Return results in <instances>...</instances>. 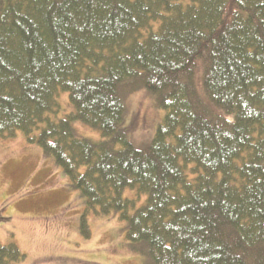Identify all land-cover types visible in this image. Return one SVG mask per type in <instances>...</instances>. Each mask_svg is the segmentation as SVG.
Instances as JSON below:
<instances>
[{"label":"trees","instance_id":"1","mask_svg":"<svg viewBox=\"0 0 264 264\" xmlns=\"http://www.w3.org/2000/svg\"><path fill=\"white\" fill-rule=\"evenodd\" d=\"M141 88L164 115L137 147ZM17 131L84 199V237L114 213L145 264H264V0H0V136Z\"/></svg>","mask_w":264,"mask_h":264},{"label":"rangeland","instance_id":"2","mask_svg":"<svg viewBox=\"0 0 264 264\" xmlns=\"http://www.w3.org/2000/svg\"><path fill=\"white\" fill-rule=\"evenodd\" d=\"M55 117L70 113L66 91H58ZM123 129L137 147L145 146L163 118L144 89L124 98ZM52 115V114H50ZM80 134L95 138L98 132L76 121ZM37 133V131H35ZM124 196L133 195L126 189ZM84 199L68 186L52 156L27 141L21 131L0 136V244L14 242L25 254L21 264H145L142 255L129 250L123 222L116 214H87L89 237L80 232Z\"/></svg>","mask_w":264,"mask_h":264}]
</instances>
